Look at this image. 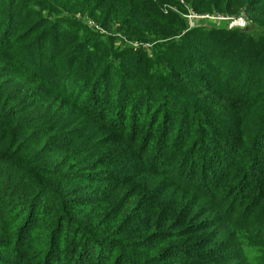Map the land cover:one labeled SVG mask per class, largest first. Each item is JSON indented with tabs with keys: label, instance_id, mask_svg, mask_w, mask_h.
I'll return each mask as SVG.
<instances>
[{
	"label": "trees",
	"instance_id": "16d2710c",
	"mask_svg": "<svg viewBox=\"0 0 264 264\" xmlns=\"http://www.w3.org/2000/svg\"><path fill=\"white\" fill-rule=\"evenodd\" d=\"M0 264H264V0H0Z\"/></svg>",
	"mask_w": 264,
	"mask_h": 264
},
{
	"label": "rangeland",
	"instance_id": "374dc122",
	"mask_svg": "<svg viewBox=\"0 0 264 264\" xmlns=\"http://www.w3.org/2000/svg\"><path fill=\"white\" fill-rule=\"evenodd\" d=\"M185 4L186 9H188L187 13H180L188 22L189 28H194V27H202L205 30H211V29H225L229 30L228 28H232L228 25L227 21L225 20H220L215 17L216 14L224 13V11H219L216 9H212L210 11H196L194 10L193 6L188 4L187 1H183ZM223 15V14H221ZM225 15V14H224ZM247 15V14H246ZM231 16V15H230ZM233 16V15H232ZM247 21L243 26H240L241 28H249L252 31H262V29L256 24V21L252 17L247 15ZM76 20L79 21L81 24L86 26L87 29L82 28L79 29L76 26H73L72 23H64V26L67 28H73L77 33H79L81 36L82 35H87V36H94L96 41H103L105 42L108 46H115V47H123V46H133V47H139L142 46L144 47L148 52L153 51V45L158 41H155V37H150L149 40L146 41L145 43L140 42V41H128L127 39L123 38L120 33H113L115 31H118L116 28L117 26L114 27L115 24H112V29L106 30L102 26H100L99 23H97L94 19H92L88 13L86 14H81L77 13L75 16ZM232 25H234L233 22H231ZM230 24V25H231ZM116 34V35H114ZM116 36V38H115ZM171 39H178L179 36H174L173 33H170L169 36ZM161 41V40H159ZM150 42V43H149ZM114 44V45H113ZM101 51L103 49H100ZM100 51V52H101ZM258 254V251H255L254 249H249V257L251 260L255 259V256Z\"/></svg>",
	"mask_w": 264,
	"mask_h": 264
},
{
	"label": "built area",
	"instance_id": "2783aa9c",
	"mask_svg": "<svg viewBox=\"0 0 264 264\" xmlns=\"http://www.w3.org/2000/svg\"><path fill=\"white\" fill-rule=\"evenodd\" d=\"M215 17H217V19H220V20H225L227 21V23L229 22L228 25L230 27L243 26L246 23L245 21H247V18H248L245 12H241L237 16H226V15L216 14ZM231 22H233L234 25H232Z\"/></svg>",
	"mask_w": 264,
	"mask_h": 264
}]
</instances>
